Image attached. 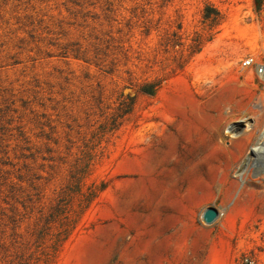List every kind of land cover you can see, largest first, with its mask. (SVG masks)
Here are the masks:
<instances>
[{
	"label": "rangeland",
	"instance_id": "1",
	"mask_svg": "<svg viewBox=\"0 0 264 264\" xmlns=\"http://www.w3.org/2000/svg\"><path fill=\"white\" fill-rule=\"evenodd\" d=\"M263 128L264 0H0V264H264Z\"/></svg>",
	"mask_w": 264,
	"mask_h": 264
},
{
	"label": "bare ground",
	"instance_id": "2",
	"mask_svg": "<svg viewBox=\"0 0 264 264\" xmlns=\"http://www.w3.org/2000/svg\"><path fill=\"white\" fill-rule=\"evenodd\" d=\"M234 90V89H233ZM231 93V92H230ZM223 95V94H222ZM224 98V97H223ZM234 98V97H233ZM225 99V98H224ZM245 141H246V139H245ZM247 141H249V139L247 140ZM251 142V141H250ZM168 143V142H167ZM174 143H176V142H174ZM176 146V145H175ZM242 146V145H241ZM245 147V146H244ZM238 148V147H237ZM241 148V147H240ZM249 151V150H248ZM233 152V151H232ZM235 152V151H234ZM233 152V153H234ZM236 152H237V150H236ZM250 152L251 153H256V154H262L263 152H264V128H263V130L261 131V133L259 134V136H258V139L255 141V143L252 145V147L250 148ZM243 153V152H242ZM237 154H239L238 152H237ZM240 155V154H239ZM253 165H257V163H253L252 164V166ZM257 167V166H256ZM189 187V186H188ZM181 189V188H180ZM194 189V188H193ZM252 198V197H251Z\"/></svg>",
	"mask_w": 264,
	"mask_h": 264
},
{
	"label": "water",
	"instance_id": "3",
	"mask_svg": "<svg viewBox=\"0 0 264 264\" xmlns=\"http://www.w3.org/2000/svg\"><path fill=\"white\" fill-rule=\"evenodd\" d=\"M218 216V212L214 208H207L202 214V219L206 224L212 223Z\"/></svg>",
	"mask_w": 264,
	"mask_h": 264
},
{
	"label": "trees",
	"instance_id": "4",
	"mask_svg": "<svg viewBox=\"0 0 264 264\" xmlns=\"http://www.w3.org/2000/svg\"><path fill=\"white\" fill-rule=\"evenodd\" d=\"M215 15L218 16V13L215 12ZM198 45H199V43H198ZM142 91H143V93H146V94H150V95L153 94V89H152V87L149 86V85H147L146 87H144V88L142 89ZM86 167H87V166H86ZM81 177H82V175H81V176H78V177L76 178V180L79 181V180L81 179ZM65 232H66V231H65ZM56 247H57V242L54 243L52 249L55 250ZM49 262H50V259L46 260V261H45V264H49Z\"/></svg>",
	"mask_w": 264,
	"mask_h": 264
},
{
	"label": "built area",
	"instance_id": "5",
	"mask_svg": "<svg viewBox=\"0 0 264 264\" xmlns=\"http://www.w3.org/2000/svg\"><path fill=\"white\" fill-rule=\"evenodd\" d=\"M253 63H254V61H253L252 58L247 59V60L245 61V65H246V66H251V65H253ZM246 262H248V260H246Z\"/></svg>",
	"mask_w": 264,
	"mask_h": 264
}]
</instances>
